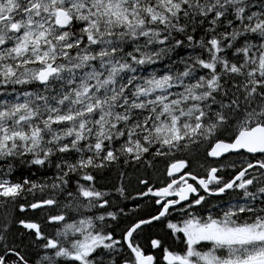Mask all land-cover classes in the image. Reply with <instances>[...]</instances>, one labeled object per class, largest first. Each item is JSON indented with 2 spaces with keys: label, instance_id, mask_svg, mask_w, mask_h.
Segmentation results:
<instances>
[{
  "label": "snow or ice",
  "instance_id": "obj_1",
  "mask_svg": "<svg viewBox=\"0 0 264 264\" xmlns=\"http://www.w3.org/2000/svg\"><path fill=\"white\" fill-rule=\"evenodd\" d=\"M0 264H264V0H0Z\"/></svg>",
  "mask_w": 264,
  "mask_h": 264
}]
</instances>
